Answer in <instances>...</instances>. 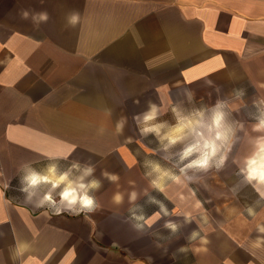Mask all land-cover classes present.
Instances as JSON below:
<instances>
[{
    "label": "crops",
    "instance_id": "1",
    "mask_svg": "<svg viewBox=\"0 0 264 264\" xmlns=\"http://www.w3.org/2000/svg\"><path fill=\"white\" fill-rule=\"evenodd\" d=\"M48 1L51 41L42 48L34 37L42 22L31 14ZM79 2L80 20L72 26L68 18ZM22 10L29 19H21ZM25 82H34V90ZM201 83L224 84L227 99L243 90L242 97L264 106V0H0V220L8 221L0 224V264H13L17 240L30 243L29 264H264V243L256 246L264 211L249 219L240 204L218 207L213 187L184 180L163 193L151 185L126 188L120 204L145 212L156 193L171 205L168 215L153 210L132 220L124 207L123 224L102 229L99 223L96 231L89 214L54 215L34 207L40 196L26 203L7 193L22 164L42 171L72 161L76 147L101 162L136 160L116 131L127 114L123 101L134 104L124 119L137 129L134 117L147 111L148 101L158 105L160 119L171 91L185 97ZM141 98L147 100L138 109ZM69 151L67 161L47 159ZM113 196L106 198L111 206ZM194 231L199 235L192 240Z\"/></svg>",
    "mask_w": 264,
    "mask_h": 264
},
{
    "label": "clouds",
    "instance_id": "2",
    "mask_svg": "<svg viewBox=\"0 0 264 264\" xmlns=\"http://www.w3.org/2000/svg\"><path fill=\"white\" fill-rule=\"evenodd\" d=\"M29 16L28 10H22L20 13L21 19L27 20ZM31 16L34 22L37 21V18L39 22H47L49 19V14L46 11L33 13ZM79 20L80 16L76 12H73L68 18V22L72 26H75ZM243 94V90H240L237 92V97H242ZM189 99H191V93H189ZM259 104L264 105V101H260ZM227 108L229 105L226 100H217L210 109H196L188 114H184L180 109L173 107L172 111L176 123L169 125L166 121L156 122L161 114L160 108L151 100L148 101L147 111L134 117L139 125L140 134L143 137H147L149 134L155 135L160 142L161 149L166 153L177 144L182 145L178 152L164 157V159L177 157L174 161V167H178L179 175L170 169L162 168L157 162H146L151 167V171L157 173L156 179L151 182L153 188L163 193L166 182L169 180L174 183H182L181 177H183L184 180L192 181L194 177L188 175L190 170L208 172L215 168L219 171L225 166L229 153L239 140L237 131L244 127L242 123L229 121L230 113L226 111ZM255 119L257 122L252 126V130L257 133H264V107L259 108V114ZM124 124L125 120L123 119L117 123V133L123 132ZM252 145L251 153L245 156L242 162H239L238 175L243 178L245 184L252 186L261 199H264V135L256 136L252 140ZM70 156L71 151L59 155L49 153L47 159L49 161H67ZM20 171L23 174L20 176L19 191L25 194L26 203H32L33 197L38 195L41 186H46L43 195L34 205L37 209H51V213L54 215L67 212L71 215L84 214L87 216L90 213H95L101 207L94 193L99 191L103 185L101 180L94 178L96 166L90 162L82 164L80 161H72L63 170L58 163H49L42 171L36 170L30 163H26L20 166ZM102 176L113 183L119 180L117 174L106 170L102 172ZM130 199L133 201L136 199L135 192L131 193ZM2 200L3 193L0 192V201ZM122 200L123 197L119 193L113 196V201L116 204L121 203ZM153 202L160 203L158 201ZM199 206L197 204V207ZM160 207L161 211L168 215L162 203ZM247 211L250 215H255L253 208L249 207ZM159 216L160 213L157 212L145 223L151 225ZM136 219L144 220V217L141 215L137 216ZM5 222L8 221L0 220V224ZM136 227L141 228L142 225L137 224ZM166 227L173 232L177 230L175 223H168ZM258 231L264 233V226H258ZM198 235L199 232L194 231L190 239L195 240ZM201 243L207 245L209 241L206 237H201ZM261 243H264V236L257 238L256 246L259 247ZM30 247L29 242L17 240L11 246L12 251H10V259L13 264H17V261L19 264H29L27 254ZM181 251H186V249L182 248Z\"/></svg>",
    "mask_w": 264,
    "mask_h": 264
},
{
    "label": "rangeland",
    "instance_id": "3",
    "mask_svg": "<svg viewBox=\"0 0 264 264\" xmlns=\"http://www.w3.org/2000/svg\"><path fill=\"white\" fill-rule=\"evenodd\" d=\"M61 1L59 2V4ZM50 10V1L45 4H42V11H46L49 13ZM74 12L76 10H80V2L78 4L74 3ZM29 11L33 12V9ZM65 14V13H64ZM60 28V24L58 25ZM45 26V22H42V29L34 34V37L37 38V41L42 42V48L48 47V43L51 41L50 31L48 27ZM28 40V39H27ZM44 43L46 45L44 46ZM41 48V49H42ZM41 54L44 52L43 50L39 51ZM48 85L50 83H47ZM57 86L65 85L69 83H52ZM36 84L34 82H25L21 83V86H24L28 89V91H33L34 86ZM199 85V84H198ZM47 88V87H46ZM40 89V88H39ZM141 93L145 92V88L143 87ZM249 91L253 92L251 89ZM227 89L224 84L211 86L208 84H200V86L196 87L195 90L191 91V99H189V93L186 94L185 97L178 96L177 91H171L170 97H165L164 100H168L170 102L168 112L164 113V116L158 119V122L166 121L169 125H174L176 123V118L173 114L172 108L176 107L180 109L184 114H188L196 109H210L217 100H226L229 108L226 109L230 113L228 119L230 122H237L243 124V129L237 131V136L239 140L233 147L231 153H229L228 160L225 163V166L217 171L215 168L210 169L208 172H193L190 170L188 175L193 176L192 181H187L181 177L182 181L189 186H203V187H213V191H218L217 195H211L217 198L216 201L218 203V207H221L222 204L226 203H234L235 206H239V204L246 210L245 215L248 213L247 209L249 207L253 208L254 213H257L258 210L260 212L264 211V199L259 197V194L252 188L251 185H247L243 182V178L238 175L239 166L242 162L243 158L251 153L253 150L252 140L259 135H264V133H257L252 130V126L257 122L255 117L259 114V108L264 106H259L257 104L256 99L245 97H234L227 99ZM149 99V98H148ZM145 98L138 99V109L142 108V102H145ZM155 102H163L162 99L153 98ZM252 102V103H251ZM134 104L129 101H123L122 109L127 111V114H122V118L125 116L129 117V110L135 109ZM125 120V119H124ZM157 122V121H156ZM123 128V132L121 133L122 142H129L127 147L135 154L136 160L132 162H128L124 160V157L120 160L115 161H106L101 162L96 159H93L94 156H87L81 153V148L76 147L74 153L71 156L72 161H80L82 164L85 162H90L96 166V171L93 174L94 178L101 180L102 188L95 192L94 195L97 197V200L101 207L97 209L95 213H90L89 217L91 220L96 222L95 231L97 230L99 223L102 225V229L110 228L114 226H120L125 222L123 221V213L122 210L125 207V217L128 219L136 220L137 216L145 217V214L152 212L153 210L161 211L160 204L162 203L165 208H170L171 205L167 203V201L159 194H150L149 196H153L156 198L155 200L160 202L156 204H150L147 207V211L137 213L135 211V207L133 209L127 204H112L109 205L106 198L109 196H113L115 192H123L126 191V188L134 187L136 185H151L152 180L156 179L157 173L151 171V167L146 164L148 161L157 162L161 165L162 168L170 169L175 174L179 175L178 167H174V161L177 157H172V159H164L165 156H170L172 153L178 152L182 145L177 144L173 148H171L167 153L161 149V145L159 140L153 134H149L147 137H143L139 132V125L137 124V129L134 128L132 124H125ZM108 132V131H107ZM72 161L69 162H58L59 167L63 170L66 169ZM83 161V162H82ZM45 167V165H43ZM108 171L110 173L117 174L119 176V180L115 183L110 182L105 177L102 176L103 171ZM149 173H151L149 175ZM134 174V176H133ZM142 174L143 177H139ZM133 177V178H131ZM181 183H174L172 181H167L165 187H171L172 185H178ZM20 188V179L14 180L9 188H7V193L9 196L15 198V200L21 201L25 196L24 193L19 191ZM46 190V186H41L38 190V195L34 197H39L43 195V192ZM155 191H157L154 188ZM59 191V190H57ZM154 192V191H153ZM116 193V194H117ZM124 196V195H122ZM148 196V195H147ZM199 196V195H198ZM203 197L209 195H202ZM58 199V197H57ZM204 204V199H201ZM122 203V202H121ZM142 205H145V200L141 201ZM204 206L208 209L209 207L204 204ZM82 215V214H81ZM76 216V215H72ZM253 215L248 213L247 218L251 219ZM128 222V221H127Z\"/></svg>",
    "mask_w": 264,
    "mask_h": 264
}]
</instances>
